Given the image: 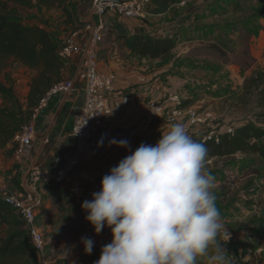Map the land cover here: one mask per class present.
<instances>
[{
    "label": "crops",
    "instance_id": "0c3cea01",
    "mask_svg": "<svg viewBox=\"0 0 264 264\" xmlns=\"http://www.w3.org/2000/svg\"><path fill=\"white\" fill-rule=\"evenodd\" d=\"M90 2L91 0H71L78 21L84 24L87 22L96 27L99 25V20L92 15ZM196 3H201V0H197ZM254 3H256L255 0ZM151 7L150 4L149 14L145 19L116 17L104 19L102 43L97 53L98 72L115 76L114 90L105 96V105L110 114L105 118V128L98 134L100 139L103 138V145L96 152L92 151L91 145L87 146L81 164L75 170L74 178L80 182L98 180L101 183L103 176L108 174L112 167L118 165L120 160L135 151L142 143L156 144L161 133L166 131L170 125L163 119L156 120L151 127L140 131L132 140L128 139L129 130L138 124L149 101L165 102L166 111L169 112L167 98L176 93L182 99L183 109L195 108L204 102V99L199 100L196 96L210 92V89L219 88V84H205L204 81H201V85L199 81H195L194 84V80L190 77L196 63L193 62L194 58L188 56L189 42L185 41L190 38L188 26L190 19L187 17L185 7L172 4L167 12L160 15L151 14ZM113 19L121 22L129 34L174 38L177 45L164 60L135 57L121 41L116 39L115 34L110 33ZM260 24L261 30L256 32L255 42L249 50L254 59L250 71H245L237 65L226 67L243 74L244 79L252 71L264 70V67H260L264 66V20H260ZM72 32L71 28L70 33ZM104 35H109V38H103ZM205 36L210 38L208 34ZM58 39L63 40L64 37L60 38L58 35ZM79 43L82 48L81 53L65 61L62 69V80L72 86V91L68 94L58 93L51 96L46 105L33 115L31 121L35 128L33 141L19 156L15 155L16 144L0 147V191L6 190L18 195L24 193L29 189L27 178L31 169L55 171L66 163L73 151L74 140L70 132L74 117L83 102L79 75L84 67V49L88 38L81 39ZM220 74L224 75V71L217 74L218 83L221 82L218 77ZM176 122L183 123L195 141L200 140L203 133L201 132L200 135L195 133L201 125L189 129L185 117H181ZM113 138L126 139L129 147L109 146V141ZM35 191L42 200L35 214L37 225L46 243L43 264H93L98 260L102 247L112 240L111 232L110 229L105 228L100 234L95 233L94 228L85 219L87 212L81 207L85 200L71 197L62 186L38 185ZM53 191L59 193L56 201L62 207L60 211L57 210L52 200ZM249 192L253 195L252 197L262 193L264 200V189ZM62 195L69 196L71 202L69 204L59 202V197ZM106 231L109 232L108 236H105ZM82 237H89L94 241L91 255L84 254ZM237 238H244V236ZM248 239L251 240L249 237ZM222 240L228 242L230 239L227 241L223 238ZM209 251L211 252V248ZM262 254H264V248H259L247 254L245 259L249 260L248 264H264V261H261ZM202 259L205 260V258ZM38 264L42 263L38 262Z\"/></svg>",
    "mask_w": 264,
    "mask_h": 264
},
{
    "label": "clouds",
    "instance_id": "9594fccd",
    "mask_svg": "<svg viewBox=\"0 0 264 264\" xmlns=\"http://www.w3.org/2000/svg\"><path fill=\"white\" fill-rule=\"evenodd\" d=\"M112 145L128 148L129 142L113 138ZM207 157L206 146L174 122L155 145L142 143L112 167L101 190L81 205L97 235L105 228L111 232V242L93 264H197L198 258L229 264L217 242L228 241L230 234L221 221ZM81 243L91 255L94 241L82 237Z\"/></svg>",
    "mask_w": 264,
    "mask_h": 264
},
{
    "label": "rangeland",
    "instance_id": "374dc122",
    "mask_svg": "<svg viewBox=\"0 0 264 264\" xmlns=\"http://www.w3.org/2000/svg\"><path fill=\"white\" fill-rule=\"evenodd\" d=\"M196 1L192 0L185 6L187 17L190 19L188 20L190 38L185 41L189 42L188 56L194 58L193 62L196 63L190 77L194 80V84L195 81H199L201 85V81H204L205 84H219V88L210 89V92L196 96L199 100L204 99V102L194 109L201 116L208 118L205 124L199 126L201 128L195 134L200 135L201 132L206 134L214 130L220 135L225 133L226 129L234 128L246 121L261 124L263 120L259 121L255 116L262 113L256 106L255 95L245 93L243 90L244 75L232 68H226L237 65L245 71H250L253 67L254 59L249 50L255 42L256 32L261 30L257 4L254 0H201L198 4ZM17 13L18 21L42 25L60 38H65L71 31V28L66 29L61 24L60 16L55 11L18 8ZM103 38L108 39L109 35H104ZM0 64L3 67L0 70V81L11 88L18 103L25 106L28 85L34 72L12 59ZM220 71H224V75H218L221 80L218 83L217 74ZM253 73L252 71L247 77ZM0 108L12 110L13 106L3 101L0 96ZM206 168L216 178L214 193L224 227L231 239L244 240L248 245L245 254L240 255L241 250H239L238 255H228L229 264H248L249 260L247 261L245 256L259 248H264V239L252 237L249 240L247 237H237L245 235L253 217L258 220L262 215L263 194H255L252 197L249 191L264 189V159L257 155L207 158ZM108 233L106 231L105 236H108ZM222 239L218 237L217 242L228 253V242ZM204 261L198 258L197 264H203ZM261 261H264V254Z\"/></svg>",
    "mask_w": 264,
    "mask_h": 264
},
{
    "label": "trees",
    "instance_id": "16d2710c",
    "mask_svg": "<svg viewBox=\"0 0 264 264\" xmlns=\"http://www.w3.org/2000/svg\"><path fill=\"white\" fill-rule=\"evenodd\" d=\"M179 0H151L150 13L160 15L167 12L172 4ZM258 6L259 19L264 20V0H255ZM71 0H0V62L12 59L23 67L34 72L28 85L26 104L18 103L11 88L0 81V96L3 101L11 103L12 110L0 108V147L14 146V136L23 127L30 124L40 100L57 83L62 80L63 63L58 50L62 40L42 25L22 23L17 20L18 8L31 10L33 8L45 11H55L60 16L61 24L72 31L81 28L84 23L78 21ZM110 33L115 34L131 55L149 60H164L175 49L174 38H155L146 34H129L121 22H112ZM221 46H225L224 44ZM214 48L213 46H210ZM0 64V70H2ZM245 93L254 94L256 106L261 109L260 115H255L261 124L248 121L233 128V133H223L218 141L202 143L208 150L209 159L230 158L235 155H257L264 159V70L254 72L244 79ZM258 121V123H259ZM56 191L52 192L53 202L58 211L62 207L57 203ZM59 202L69 204L71 198L67 195L59 197ZM264 239V208L261 217H253L250 227L245 231L244 238ZM244 240L231 239L227 243L228 255L245 254L248 245ZM0 264H38V255L30 243L26 230L15 212L0 199Z\"/></svg>",
    "mask_w": 264,
    "mask_h": 264
},
{
    "label": "built area",
    "instance_id": "2783aa9c",
    "mask_svg": "<svg viewBox=\"0 0 264 264\" xmlns=\"http://www.w3.org/2000/svg\"><path fill=\"white\" fill-rule=\"evenodd\" d=\"M192 0H179L176 5L185 7ZM151 0H91L90 10L93 16L99 20L98 26L85 23L78 29L66 36L58 50V56L62 61H68L81 53L79 41L88 38L84 49V67L79 75L82 83L83 102L79 107L72 124L70 136L74 140V148L66 163L55 171L45 169H31L27 178L29 189L24 193L12 194L6 190L0 191L1 201L8 205L18 216L27 232L30 243L33 245L38 262L43 264L45 252V238L36 222V209L41 205V197L35 189L38 185H53L65 187L68 194L78 200H91L94 192L101 190L98 180L86 183L74 178L75 170L81 164L86 147L91 145L92 151L96 152L100 146L99 132L105 128V118L110 111L105 105V96L114 90L115 76L113 74H101L98 72L97 53L102 40L103 22L105 17L145 19ZM72 86L64 81L55 84L40 100L34 115L43 108L48 99L58 93L68 94ZM126 101V99H124ZM169 112L165 102L149 101L146 111L138 124L129 130L128 139L132 140L136 135L146 130L158 119H163L167 124L176 122L185 117L189 129L205 124L207 116H201L194 108L183 109L182 99L178 94H171L167 98ZM226 133H233V128L226 129ZM35 128L32 123L14 136L16 144L15 155L19 156L24 148L33 141ZM218 133L214 130L204 133L201 140L218 141Z\"/></svg>",
    "mask_w": 264,
    "mask_h": 264
}]
</instances>
